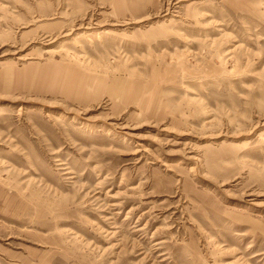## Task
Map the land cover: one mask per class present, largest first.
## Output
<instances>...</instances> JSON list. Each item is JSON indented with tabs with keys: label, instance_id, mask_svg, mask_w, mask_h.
<instances>
[{
	"label": "rangeland",
	"instance_id": "obj_1",
	"mask_svg": "<svg viewBox=\"0 0 264 264\" xmlns=\"http://www.w3.org/2000/svg\"><path fill=\"white\" fill-rule=\"evenodd\" d=\"M0 264H264V0H0Z\"/></svg>",
	"mask_w": 264,
	"mask_h": 264
}]
</instances>
